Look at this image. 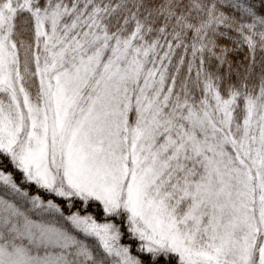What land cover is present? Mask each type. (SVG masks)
Listing matches in <instances>:
<instances>
[{"label": "snow or ice", "instance_id": "6c2138e0", "mask_svg": "<svg viewBox=\"0 0 264 264\" xmlns=\"http://www.w3.org/2000/svg\"><path fill=\"white\" fill-rule=\"evenodd\" d=\"M0 264H264V0H0Z\"/></svg>", "mask_w": 264, "mask_h": 264}]
</instances>
